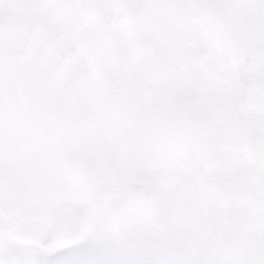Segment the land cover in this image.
<instances>
[{
    "label": "snow or ice",
    "instance_id": "snow-or-ice-1",
    "mask_svg": "<svg viewBox=\"0 0 264 264\" xmlns=\"http://www.w3.org/2000/svg\"><path fill=\"white\" fill-rule=\"evenodd\" d=\"M0 264H264V0H0Z\"/></svg>",
    "mask_w": 264,
    "mask_h": 264
}]
</instances>
